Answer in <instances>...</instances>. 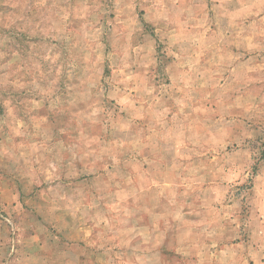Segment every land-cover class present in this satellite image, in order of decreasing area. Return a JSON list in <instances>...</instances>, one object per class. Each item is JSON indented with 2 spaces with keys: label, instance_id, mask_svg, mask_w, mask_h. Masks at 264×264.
Masks as SVG:
<instances>
[{
  "label": "rangeland",
  "instance_id": "1",
  "mask_svg": "<svg viewBox=\"0 0 264 264\" xmlns=\"http://www.w3.org/2000/svg\"><path fill=\"white\" fill-rule=\"evenodd\" d=\"M0 264H264V0H0Z\"/></svg>",
  "mask_w": 264,
  "mask_h": 264
}]
</instances>
